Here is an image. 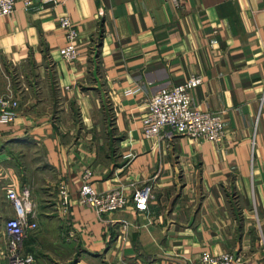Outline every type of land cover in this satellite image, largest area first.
<instances>
[{"label": "crops", "instance_id": "obj_1", "mask_svg": "<svg viewBox=\"0 0 264 264\" xmlns=\"http://www.w3.org/2000/svg\"><path fill=\"white\" fill-rule=\"evenodd\" d=\"M66 14L77 57L60 55ZM194 73V105L223 116L221 143L144 136L146 99ZM140 87L125 95L127 88ZM0 246L13 183L33 205L23 246L38 264H193L202 249L264 264V0H32L0 16ZM127 204L76 202L80 176ZM65 181L70 202L58 203ZM150 183L145 210L133 190Z\"/></svg>", "mask_w": 264, "mask_h": 264}, {"label": "built area", "instance_id": "obj_2", "mask_svg": "<svg viewBox=\"0 0 264 264\" xmlns=\"http://www.w3.org/2000/svg\"><path fill=\"white\" fill-rule=\"evenodd\" d=\"M32 0H22L23 8ZM55 1V0H45ZM178 8L183 0H170ZM17 0H0V16L13 11ZM63 30L64 43L60 48V55L66 61H73L77 57L78 30L68 15L62 14L57 18ZM202 82V75L194 73L183 82L162 88L146 99V111L141 117V128L145 137L154 138L162 135L166 128L170 133L189 136L194 141L210 140L221 143L225 136L223 116L220 111L202 109L191 101L193 89ZM140 87L127 88L125 95L133 94ZM264 96V95H263ZM19 102L9 95L0 97V122L9 123L18 114ZM90 168L83 170L80 176L76 202L87 205L101 214L110 210L122 208L127 204L128 197L121 187L98 191L91 182ZM150 183L137 186L131 195L134 206L138 210H145L151 195ZM58 203L66 211L70 202V194L64 180L57 183ZM6 197L13 207V215L4 222L6 241L0 246V264H38L35 255L26 251L23 246L28 230L37 227L33 216V205L27 189L18 190L13 183L6 186ZM241 256L238 253L224 250L218 254L202 249L193 264H239Z\"/></svg>", "mask_w": 264, "mask_h": 264}, {"label": "rangeland", "instance_id": "obj_3", "mask_svg": "<svg viewBox=\"0 0 264 264\" xmlns=\"http://www.w3.org/2000/svg\"><path fill=\"white\" fill-rule=\"evenodd\" d=\"M40 264V263H39ZM48 264H50L49 262H48Z\"/></svg>", "mask_w": 264, "mask_h": 264}]
</instances>
